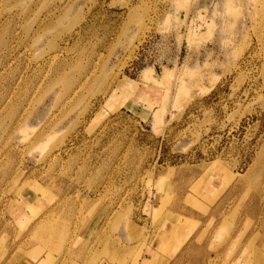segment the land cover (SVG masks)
Here are the masks:
<instances>
[{
    "label": "rangeland",
    "instance_id": "rangeland-1",
    "mask_svg": "<svg viewBox=\"0 0 264 264\" xmlns=\"http://www.w3.org/2000/svg\"><path fill=\"white\" fill-rule=\"evenodd\" d=\"M0 171L30 205L0 264H142L218 207L263 227L264 0H0Z\"/></svg>",
    "mask_w": 264,
    "mask_h": 264
},
{
    "label": "crops",
    "instance_id": "crops-1",
    "mask_svg": "<svg viewBox=\"0 0 264 264\" xmlns=\"http://www.w3.org/2000/svg\"><path fill=\"white\" fill-rule=\"evenodd\" d=\"M158 90L159 89L151 83H138L131 95H129V98H127L126 104L129 106L133 105L134 107L138 106L141 110L147 111L157 109L163 104L162 101L165 94L164 92L159 94ZM122 91L125 94L129 93L126 92L125 89ZM158 102L161 103L160 106H158ZM186 172V179H188V177H191L192 179L196 177L193 170H186ZM191 174L194 176H191ZM220 176L223 177V174ZM12 178L13 175L11 171L5 174L0 171V237L4 233L12 235V229L14 227L15 231L21 229L19 226L27 223L28 218L30 217V213L27 210V208L30 207L28 201H19L14 195H12V191L10 192V189H12L10 186ZM183 179L185 178L183 177ZM194 184L195 182L191 183L190 187H193ZM179 186H182V184L180 183ZM178 189L179 188H177V190ZM181 215L183 214H179V216ZM185 219L188 218L185 217ZM189 222L188 219L187 227L178 232L180 226L177 233H175L179 240L175 243L176 245L173 250H170L169 252L165 250L168 237L165 240L163 237L164 242H160V250L161 253L164 252L166 255L159 257L160 255L156 253L158 250L153 251L149 259H145L142 264H153L161 258L165 259L161 261V263H164L167 261L166 257L169 256L170 259H172L175 254V257H177L176 259H178L185 247V242L192 239L194 241L192 246H197L199 244L198 239L200 238H202L203 244L208 242V248L212 249L211 251L209 250L207 256L205 255L202 258L201 262L203 264H210L211 261L216 264H264V226H260L258 230H254L252 226L249 229L250 234L242 236L243 229L241 224L229 222L231 223V228L230 226L228 227L229 235L227 236L224 234V224L221 218L220 207L214 209V212L207 219V224H202L200 229H196L195 227L194 229L189 230ZM160 239H162V237H159V240ZM171 246L172 244H170V247ZM186 246H188V244H186Z\"/></svg>",
    "mask_w": 264,
    "mask_h": 264
}]
</instances>
